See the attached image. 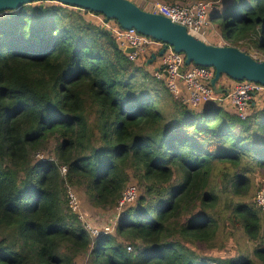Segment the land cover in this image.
<instances>
[{
	"label": "trees",
	"instance_id": "trees-1",
	"mask_svg": "<svg viewBox=\"0 0 264 264\" xmlns=\"http://www.w3.org/2000/svg\"><path fill=\"white\" fill-rule=\"evenodd\" d=\"M204 1L226 44L264 60V0ZM111 23L51 1L0 13V264H264V182L248 194L252 174L264 179V92L246 119L223 102L187 106L129 60ZM131 180L135 205L93 236L77 191L122 214Z\"/></svg>",
	"mask_w": 264,
	"mask_h": 264
},
{
	"label": "built area",
	"instance_id": "built-area-1",
	"mask_svg": "<svg viewBox=\"0 0 264 264\" xmlns=\"http://www.w3.org/2000/svg\"><path fill=\"white\" fill-rule=\"evenodd\" d=\"M142 9L157 15H162L172 22L187 28L188 32L195 38L211 44L212 42L203 32L207 23L208 12L212 8L211 3L196 1L191 4H168L160 1L148 2L140 6ZM114 35L124 51L128 48L134 49V52L127 54L132 62L138 61L143 55L150 51L156 42L150 37L141 35L135 29L123 30L116 27ZM218 45L229 46L225 42ZM257 60V55H253ZM162 69L155 73L157 79L165 78L170 91L177 99H180L187 106L201 107L208 105L215 100L216 93L211 86V80L215 75L213 68L201 66L189 67L183 72L185 64V55L176 53L172 49L166 51L163 56ZM180 82L185 85L187 96L183 95ZM264 92V86L242 81L236 84L233 92L229 95L228 100L241 119H246L253 106L254 99ZM66 169H63L65 172ZM70 204L74 210L79 208L76 196L70 192ZM137 197V188L135 186L126 189L119 205L124 207L128 203L135 201ZM256 202L259 207L264 209V186L259 190L256 196ZM109 230V229H107ZM94 233L98 232L95 230Z\"/></svg>",
	"mask_w": 264,
	"mask_h": 264
},
{
	"label": "water",
	"instance_id": "water-1",
	"mask_svg": "<svg viewBox=\"0 0 264 264\" xmlns=\"http://www.w3.org/2000/svg\"><path fill=\"white\" fill-rule=\"evenodd\" d=\"M37 1L57 2L102 14L108 21H116L123 30L135 29L141 35L163 43L164 47L158 56L151 55L148 64L172 49L185 55L186 67L195 65L213 68L215 75L211 86L216 94L224 92L218 88V82L223 76L236 82L249 81L264 86V61L255 59L237 47L214 45L199 40L186 27L162 15L150 13L130 0H0V13L15 11ZM124 52L131 54L134 49L128 48Z\"/></svg>",
	"mask_w": 264,
	"mask_h": 264
},
{
	"label": "rangeland",
	"instance_id": "rangeland-1",
	"mask_svg": "<svg viewBox=\"0 0 264 264\" xmlns=\"http://www.w3.org/2000/svg\"><path fill=\"white\" fill-rule=\"evenodd\" d=\"M130 1H132L135 4H137L138 6H141V5H143L145 3H148V2H154V1H160V2H163V3L175 4V3L169 2L168 0H130ZM196 1L206 2L204 0H176L175 2H176V4H183V5H185V4L193 3V2H196ZM206 3H211V2H206ZM211 6H214V5L211 3ZM90 19L93 22H97V19L94 18L93 16H90ZM102 26H105V28L108 27V25L107 24L105 25L104 23H102ZM111 27H116V26H115V24H112L111 23ZM202 31L206 33L207 37L209 38V40L212 43H216L218 45V44L224 42L221 34L218 31V29L216 27L212 26L211 24H209L208 23V19H207V23L204 26V28H203ZM253 54L255 55L256 53H253ZM258 57L260 59V56L259 55H258ZM262 61H264V60H262ZM158 65H159V62L156 65H154L153 67L156 68ZM223 80L229 81V79L227 77H225L224 79H222L220 81L219 86L222 85ZM217 95H219V94H217ZM262 96H264V93H263ZM261 104H264V99L261 101ZM53 151H54L53 146L49 147V149L47 150V154L46 155L49 156L50 159H54ZM33 159H34V157H33ZM252 180H253V184L251 185V187H250V189L248 191L249 197H251V196L253 197V194H255V191H256V188L258 187V185L261 182H264L263 181L264 179L261 176V172H259V171L258 172H255L254 174H252ZM131 182H133V183H130L127 186V188L132 187V186H135L137 188V191L138 192H139V189H140V191H142L141 190V187H140V185L138 184L137 181L131 180ZM175 182H177V181H175ZM217 182H218V180H217ZM227 188L229 190V186ZM125 191H124V193H125ZM77 192H78V196H79V198L81 199V202H82V204L80 206V209H79L80 210V213H78L79 214V217H80V219H82V218H84L87 215L90 218L89 222L91 223L90 224L91 227L90 226H87V227L90 228V233L93 236H96L97 235V233H94V231H95L96 228H99V227H105L106 228V227L109 226V224L112 225L113 223L115 225L117 223V221H116L117 215H118V218H119V216L120 215H123L129 207H131V206L133 207L135 205V202H132L131 204H129L126 207L122 208V206H120L118 204V210H117V208H115L114 210H116L117 212L118 211H121L122 214L117 213V214L114 215V212H109V211L102 210V209H99L97 207L91 206L90 203L88 202L87 198L84 197V195L80 191H77ZM138 192H137V198L139 196L138 195L139 194ZM252 200L254 202V198H248V201L249 202H251ZM76 210H78V207H77V209L74 210V208L72 206V211H73V212L71 211L72 212V215H74L75 213L77 214V212L79 210L78 211H76ZM92 228H94V229H92ZM111 230H112V228H109V230L106 229L105 232L106 233H110ZM99 233L100 232H98V234ZM127 243L128 242H124V244H127ZM240 247L245 248V245H243L241 243H239V244H237V243H227L226 244V247L224 249H229L228 252L230 254H232L231 256H234V255H238V252L237 251L239 250ZM248 247H251V246H248ZM218 255L222 256L223 258H231V256L225 257V253L224 252H222V251H215V250H214V253L210 254L209 256H218ZM77 263L78 264H88V262L86 260V257H82V258L80 257L78 259Z\"/></svg>",
	"mask_w": 264,
	"mask_h": 264
},
{
	"label": "crops",
	"instance_id": "crops-1",
	"mask_svg": "<svg viewBox=\"0 0 264 264\" xmlns=\"http://www.w3.org/2000/svg\"><path fill=\"white\" fill-rule=\"evenodd\" d=\"M223 42V41H222ZM211 44H216V43H211ZM161 47L160 44H154L152 49L150 51H148L145 55H143L141 58H144L145 60H147V65H150L149 66V69L150 71L155 75L156 72H159L161 69H162V63H163V57H157V59L152 63V64H148V61L151 59V55L153 54H156V52L158 51V49ZM157 55V54H156ZM158 56V55H157ZM159 62V65L154 68L153 66L156 65L157 63ZM185 72V71H183ZM222 85L225 87V89H221V90H224V92H228V93H231L233 90H234V83L232 81H223ZM180 87L183 91V95L184 96H187V93H186V89H185V85L183 82H180ZM233 88V89H232ZM232 89V90H231ZM224 92L220 93V94H223ZM222 97L220 96H217L216 94V97H215V100L213 102H216V103H221L223 102V105L225 107H229V105H231L230 101L227 99H225V102L224 100L220 99ZM254 104V103H253ZM232 106V105H231Z\"/></svg>",
	"mask_w": 264,
	"mask_h": 264
},
{
	"label": "bare ground",
	"instance_id": "bare-ground-1",
	"mask_svg": "<svg viewBox=\"0 0 264 264\" xmlns=\"http://www.w3.org/2000/svg\"><path fill=\"white\" fill-rule=\"evenodd\" d=\"M232 92H233V91H232ZM232 92H231V93H232ZM231 93H229V95H230ZM229 95H228V97H229Z\"/></svg>",
	"mask_w": 264,
	"mask_h": 264
}]
</instances>
